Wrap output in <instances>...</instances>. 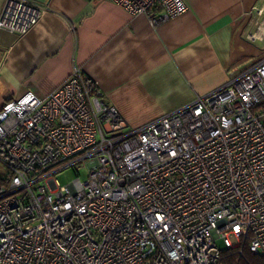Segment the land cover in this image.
Instances as JSON below:
<instances>
[{
    "label": "built area",
    "instance_id": "obj_1",
    "mask_svg": "<svg viewBox=\"0 0 264 264\" xmlns=\"http://www.w3.org/2000/svg\"><path fill=\"white\" fill-rule=\"evenodd\" d=\"M108 1L153 27L188 11ZM45 13L5 0L0 31L21 37ZM79 162L86 180L60 186ZM216 240L264 256V59L135 128L78 68L1 107L0 264H227Z\"/></svg>",
    "mask_w": 264,
    "mask_h": 264
},
{
    "label": "crops",
    "instance_id": "obj_2",
    "mask_svg": "<svg viewBox=\"0 0 264 264\" xmlns=\"http://www.w3.org/2000/svg\"><path fill=\"white\" fill-rule=\"evenodd\" d=\"M28 1L46 13L21 37L0 31V109L78 68L135 128L264 59V0H184L186 13L156 27L108 0Z\"/></svg>",
    "mask_w": 264,
    "mask_h": 264
},
{
    "label": "rangeland",
    "instance_id": "obj_3",
    "mask_svg": "<svg viewBox=\"0 0 264 264\" xmlns=\"http://www.w3.org/2000/svg\"><path fill=\"white\" fill-rule=\"evenodd\" d=\"M54 171V170H52ZM54 179L62 187L67 186L74 179L79 178L81 181L86 180L87 178V169L82 168V162L75 164L73 167H69L63 170L58 171L53 175ZM229 240L232 244L235 243L232 236L229 237ZM216 246L223 251L224 247L220 240H216Z\"/></svg>",
    "mask_w": 264,
    "mask_h": 264
},
{
    "label": "trees",
    "instance_id": "obj_4",
    "mask_svg": "<svg viewBox=\"0 0 264 264\" xmlns=\"http://www.w3.org/2000/svg\"><path fill=\"white\" fill-rule=\"evenodd\" d=\"M222 256L227 264H264V256L250 252L247 244L242 249L241 257L238 256L236 250L223 251Z\"/></svg>",
    "mask_w": 264,
    "mask_h": 264
}]
</instances>
